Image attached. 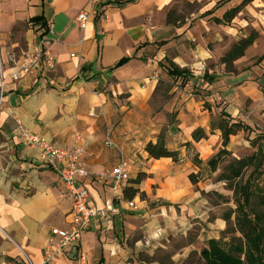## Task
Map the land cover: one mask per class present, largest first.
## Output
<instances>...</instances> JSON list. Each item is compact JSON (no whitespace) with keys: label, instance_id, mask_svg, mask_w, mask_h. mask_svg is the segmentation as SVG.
I'll return each instance as SVG.
<instances>
[{"label":"crops","instance_id":"1","mask_svg":"<svg viewBox=\"0 0 264 264\" xmlns=\"http://www.w3.org/2000/svg\"><path fill=\"white\" fill-rule=\"evenodd\" d=\"M20 1L18 7L15 0H0V52H30L37 35L32 29L23 36L26 49L17 50L10 35L16 24L42 14L53 26L48 51L56 68L43 80L23 76L13 82L8 71L0 77V264H26L24 257L32 264H43L50 230L67 227L71 208L57 173L40 165L37 150L19 140L16 122L63 149L72 148L76 138L83 141L89 176L80 179L79 186L88 189L97 209L111 200V183L102 176L118 161L116 151L104 148L106 140L121 147L131 172L145 175L138 186L145 199H133L137 211L115 203L110 223L98 222L51 264H141L138 255L161 247L170 230L174 233L180 228L183 212L193 218L206 217V200L188 180L195 167L182 145L190 142L204 162L215 154L221 138L217 129L211 130V114L218 111L232 123L243 122L238 104L243 99L251 100L249 114H258L264 91V70L256 65L259 59L264 63V0H251L244 7L249 23L242 19L241 24L238 21L220 30L207 21L194 22L199 17L195 14L188 23L165 25L166 13L179 2H203L205 13L213 7V0H136L121 8L102 5L122 0H98L92 6L88 0ZM82 12H90L84 30L76 21ZM251 34L254 42L232 64L236 74L227 72L223 64L211 66L230 51L231 47L220 50L225 42L232 46ZM122 58L130 60L109 71ZM164 62L188 71V79L197 83L201 93L178 110L176 125L164 138L167 149L179 152L176 163L148 159L144 147L154 144L160 131L153 130V137L139 140L149 120L146 103L157 83L158 66ZM243 64H247L244 69ZM82 67L84 72H80ZM229 92L231 96L226 97ZM205 102L218 107L209 111L201 107ZM258 111L261 114L263 108ZM132 112L137 118L134 127L141 133L137 136L139 131L118 128L134 125L129 123ZM197 129L204 131L205 138L193 142L191 134ZM139 151L142 161L135 160ZM133 162L138 164L132 168Z\"/></svg>","mask_w":264,"mask_h":264},{"label":"rangeland","instance_id":"2","mask_svg":"<svg viewBox=\"0 0 264 264\" xmlns=\"http://www.w3.org/2000/svg\"><path fill=\"white\" fill-rule=\"evenodd\" d=\"M250 1L251 0H213L211 12L207 11L205 13H203L202 8V5H204L203 2V4L179 2L172 10H174L175 16L180 20L179 22L188 23L187 19L192 18L193 14H195L199 17H197L194 22L200 23L207 21L216 26V29L220 30L222 26L235 25L238 21L241 24L242 19L249 23L250 19L247 15H244L243 11L245 6L250 5ZM15 3L20 7V0H15ZM7 5L9 7L11 2H8ZM31 7L32 6H30V8ZM28 28L32 29L36 34V27L29 24L28 21H23L13 27L10 39L12 42L18 44L17 50L26 49V41L23 36ZM232 46L230 42H225L220 50H228L230 47L232 48ZM218 64H221L220 59L216 64H212L211 66L214 67ZM256 65H261L264 70L262 59H259ZM244 66H247V64L241 65V68L244 69ZM167 67L168 62H164L158 66L157 83L153 94L146 103L148 106L147 113L149 120L144 123V133H142L143 136L139 139L141 142L148 137H153V130L160 131L159 133L163 132L166 137L170 132V127L176 125L178 110L185 108L186 104L192 99L195 101L197 97L201 96V93L197 91H200V89L196 82L192 79L171 78L167 74ZM232 72L236 74L233 65ZM231 93L232 92H229L225 96L230 97ZM202 96L204 97V95ZM217 100L219 101L220 98L218 97ZM259 100L260 102L257 109L260 110L263 108V111L259 114L257 110V116L249 114L251 105L250 99H243L238 103L244 115L243 122H240L243 126L242 130L237 132L235 136L230 137L229 144L226 147L227 153L221 156V160L215 172L209 173L208 171H203L201 182L196 185L202 199L206 200V217H203V219L198 217L193 218V214H185L186 212H183V214H181L180 228L175 229L174 233L170 230L166 239L161 243V247L150 251V253L139 254L137 257L138 262L141 264H203L199 259V252L206 247V243L209 240L215 239L226 242L230 241L232 238L240 237L234 224L237 213L235 212L236 207L232 191L233 184H228L226 181L219 180V177L227 173L226 166L228 164L234 160H240L256 154L259 152V149H261L263 145L262 136L264 135V115H262L264 112V91H261ZM201 107L210 111L212 107H214V104L205 102ZM217 107L218 106L214 108L216 109ZM136 119L135 112H132V114L129 115V123L134 125L128 126L127 128L119 125V130L123 129L128 133L139 131V128L134 127ZM220 119V113L215 111L214 115H210V124H214L213 127H215ZM224 120L227 122L232 121L230 117H225ZM135 134V136H137L141 133L139 131V133ZM140 148H142V146H140ZM215 149V154L222 150L221 138L215 145ZM140 151L137 152L135 160L139 159L142 161ZM191 158L192 155L190 153V155H187V159L191 162ZM209 159L205 160L204 163ZM136 164L138 163L133 162L132 168L135 167ZM192 166L194 165L192 164ZM197 170L199 169L195 167L194 171L197 172ZM251 172V167L245 169L240 179L236 180L235 183L239 180L244 183ZM136 176L137 174L135 170H133L130 175V180H133ZM252 182L253 185L257 183L254 179H252ZM259 184H262V179L259 180ZM203 211L205 210L203 209ZM245 212L247 214L249 213L247 210H245ZM204 219L206 220L204 221ZM156 234L159 233L156 232Z\"/></svg>","mask_w":264,"mask_h":264},{"label":"trees","instance_id":"3","mask_svg":"<svg viewBox=\"0 0 264 264\" xmlns=\"http://www.w3.org/2000/svg\"><path fill=\"white\" fill-rule=\"evenodd\" d=\"M134 2H136V0L108 1L102 6L111 5L121 8ZM179 21L178 17L175 16L174 10H170L166 13V26L175 25ZM28 22L36 27L35 32L39 37L45 35L48 23L42 14L30 17ZM254 40V34L240 40L220 59V63L225 65L227 72L232 73L233 62L242 57L244 51L252 45ZM129 60V58H122L114 67L110 68L109 71L123 66ZM84 71L85 67H82L80 72ZM167 73L170 77L175 79H188L191 77L188 71L184 69L180 70L173 64H169ZM220 117L221 119L217 122L215 127H213L214 124L211 125V130L217 129L220 132L222 150L212 156L207 162L204 163L199 158L190 142H186L182 145L187 155L191 153L192 164L199 169L197 172H192L188 175V180L192 185H197L201 182L203 171H208L209 173L215 172L221 160V156L227 153L226 147L229 144L230 137L235 136L237 132L243 128L242 124L238 121L232 123L231 121L227 122L224 120V118L227 117L224 114H221ZM164 138L165 134L161 132L154 144L149 142L145 145L144 151L148 159L159 160L165 158L171 159L173 163L178 162L180 157L179 152L167 149ZM204 138V131L200 129L193 131L191 134L193 142H199ZM262 139L264 140V136H262ZM249 167L252 168V172L245 182L242 183L239 180L235 183L236 180L240 179L243 171ZM226 172L227 173L219 177V180L226 181L228 184H233L232 191L236 207L235 212L237 213L234 224L240 237L232 238L230 241L226 242L215 239L209 240L206 243V247L199 252V259L203 264H264V142L258 153L240 160H234L228 164L226 166ZM144 178V174L138 173L136 178L128 180L123 190L124 199L132 201L136 196H139L141 200H144V194L140 193L138 189V186ZM252 179L257 182L255 185L252 184ZM260 179H262V184H259ZM259 208L262 211H260ZM245 210L249 213L247 214Z\"/></svg>","mask_w":264,"mask_h":264},{"label":"built area","instance_id":"4","mask_svg":"<svg viewBox=\"0 0 264 264\" xmlns=\"http://www.w3.org/2000/svg\"><path fill=\"white\" fill-rule=\"evenodd\" d=\"M98 0H88L92 6ZM90 12H82L76 16L80 30H84ZM45 35H36L33 49L28 53L17 55L13 52L3 54L0 52V77L8 71L11 81H19L23 76H31L36 80L48 77L56 68V61L49 54L48 48L52 43L54 32L52 24H47ZM74 57V55H70ZM3 83L0 84V103ZM16 134L26 147L37 150L40 165L50 168L58 175L60 183L68 193L71 200V208L68 213V225L64 229L53 228L50 230V245L43 253V264H51L52 260L61 255L66 249L74 247L80 241L82 235L96 226L98 222L110 223L115 213L116 205L124 204L130 211H137L136 203L123 197V190L130 179L131 167L124 157L121 147L113 141L106 140L104 148L118 153L117 163L102 176V179L111 183L112 197L101 209L95 208L90 202L87 188L79 186V180L89 176L84 164V144L80 138L75 139V144L70 149H63L48 142L45 138L32 134L19 122ZM264 142V140H263ZM26 264H32L24 257Z\"/></svg>","mask_w":264,"mask_h":264}]
</instances>
